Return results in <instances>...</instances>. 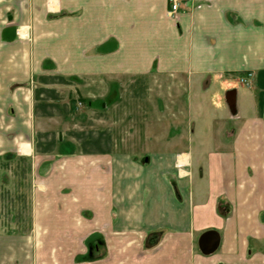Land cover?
<instances>
[{
    "label": "crops",
    "instance_id": "1",
    "mask_svg": "<svg viewBox=\"0 0 264 264\" xmlns=\"http://www.w3.org/2000/svg\"><path fill=\"white\" fill-rule=\"evenodd\" d=\"M168 11V0H0L1 160L34 155L38 84L211 82L201 108L181 103L170 128L181 134L165 145L136 156L70 142L76 154L38 177L34 234H1L0 264H264V0ZM208 232L220 237L211 255L199 248Z\"/></svg>",
    "mask_w": 264,
    "mask_h": 264
},
{
    "label": "rangeland",
    "instance_id": "2",
    "mask_svg": "<svg viewBox=\"0 0 264 264\" xmlns=\"http://www.w3.org/2000/svg\"><path fill=\"white\" fill-rule=\"evenodd\" d=\"M210 84L209 80L190 83L153 77L38 84V105L46 106L38 109L46 114L37 115L34 155L0 159V235L17 231L34 234L33 191L42 183L38 177L52 171L64 157L76 154L70 142L90 149L99 139L109 140L114 149L126 147L139 156L181 134L170 130L176 120L173 114L190 98L198 99L201 108L203 92ZM213 103H218V96ZM50 140L56 144L53 153L59 154L37 166L41 157L50 156L44 148ZM84 218L89 219L85 214Z\"/></svg>",
    "mask_w": 264,
    "mask_h": 264
},
{
    "label": "water",
    "instance_id": "3",
    "mask_svg": "<svg viewBox=\"0 0 264 264\" xmlns=\"http://www.w3.org/2000/svg\"><path fill=\"white\" fill-rule=\"evenodd\" d=\"M220 246V237L216 232L204 234L199 241L200 251L205 255H211L218 250Z\"/></svg>",
    "mask_w": 264,
    "mask_h": 264
},
{
    "label": "built area",
    "instance_id": "4",
    "mask_svg": "<svg viewBox=\"0 0 264 264\" xmlns=\"http://www.w3.org/2000/svg\"><path fill=\"white\" fill-rule=\"evenodd\" d=\"M168 2H169L168 15L173 17L179 12L182 5L187 4L188 0H168Z\"/></svg>",
    "mask_w": 264,
    "mask_h": 264
},
{
    "label": "trees",
    "instance_id": "5",
    "mask_svg": "<svg viewBox=\"0 0 264 264\" xmlns=\"http://www.w3.org/2000/svg\"><path fill=\"white\" fill-rule=\"evenodd\" d=\"M94 147V149H92ZM45 152L46 153H50L52 152L53 148H54V142L49 143V145L45 146ZM82 149L84 150L85 153H89L91 151H100L102 149V146H100V141H96L94 142V145H91V148L89 149V147H85L82 146Z\"/></svg>",
    "mask_w": 264,
    "mask_h": 264
}]
</instances>
